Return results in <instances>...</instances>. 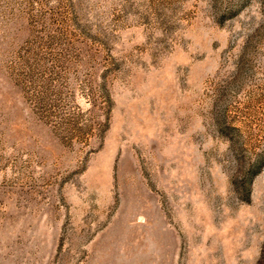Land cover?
<instances>
[{"label": "rangeland", "instance_id": "obj_1", "mask_svg": "<svg viewBox=\"0 0 264 264\" xmlns=\"http://www.w3.org/2000/svg\"><path fill=\"white\" fill-rule=\"evenodd\" d=\"M0 264H264V0H0Z\"/></svg>", "mask_w": 264, "mask_h": 264}]
</instances>
